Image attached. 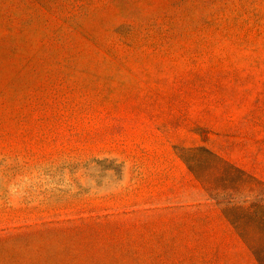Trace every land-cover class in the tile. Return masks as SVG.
<instances>
[{"label":"rangeland","instance_id":"rangeland-1","mask_svg":"<svg viewBox=\"0 0 264 264\" xmlns=\"http://www.w3.org/2000/svg\"><path fill=\"white\" fill-rule=\"evenodd\" d=\"M264 0H0V264H259Z\"/></svg>","mask_w":264,"mask_h":264},{"label":"trees","instance_id":"trees-1","mask_svg":"<svg viewBox=\"0 0 264 264\" xmlns=\"http://www.w3.org/2000/svg\"><path fill=\"white\" fill-rule=\"evenodd\" d=\"M256 257H257V261L259 262V264H264V252H263V256H261V252H256Z\"/></svg>","mask_w":264,"mask_h":264}]
</instances>
